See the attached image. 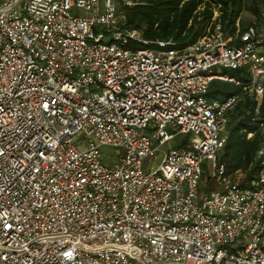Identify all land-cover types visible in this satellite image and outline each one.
Here are the masks:
<instances>
[{
	"label": "built area",
	"instance_id": "2783aa9c",
	"mask_svg": "<svg viewBox=\"0 0 264 264\" xmlns=\"http://www.w3.org/2000/svg\"><path fill=\"white\" fill-rule=\"evenodd\" d=\"M149 1L0 0V264H264V120L252 176L220 160L264 101V27L150 40L128 15ZM215 79L243 90L210 100Z\"/></svg>",
	"mask_w": 264,
	"mask_h": 264
},
{
	"label": "trees",
	"instance_id": "16d2710c",
	"mask_svg": "<svg viewBox=\"0 0 264 264\" xmlns=\"http://www.w3.org/2000/svg\"><path fill=\"white\" fill-rule=\"evenodd\" d=\"M263 5L264 0H150L147 4L131 8L128 15L130 28L142 29L146 39L173 37L186 45L198 40L209 27L213 30L215 22L223 25L228 37H234L239 41L240 35L250 27L244 23L240 24L243 13L249 8L257 16H261ZM216 14L218 15L214 19ZM263 18L264 16L262 19L259 17L256 27L263 23ZM242 71H233L231 75L242 77L240 75ZM242 78L249 81L247 77ZM242 90V87L234 83L215 79L211 82L208 97L210 100H224L233 94L241 93ZM242 107H246L248 111L241 112L236 118V124L228 136L220 160L226 164L229 174L243 170L252 176L255 169L251 170V165L255 161L261 123L264 120V101L258 107L256 101L247 98L239 106ZM247 115H255V120L247 125L239 124ZM250 133H253L252 137H249Z\"/></svg>",
	"mask_w": 264,
	"mask_h": 264
},
{
	"label": "rangeland",
	"instance_id": "374dc122",
	"mask_svg": "<svg viewBox=\"0 0 264 264\" xmlns=\"http://www.w3.org/2000/svg\"><path fill=\"white\" fill-rule=\"evenodd\" d=\"M264 7V5H263ZM262 17L264 16V8L262 9ZM261 16H257L253 10L251 9H247L243 15H242V19H241V23L240 24H246L247 27H251V26H255L256 24L259 23V17L260 19H262ZM264 19V18H263ZM260 26H263L264 27V21L263 23H261V25L257 26V27H260ZM226 72H228L229 74H232L233 71L231 70H227ZM248 111V109L246 107H242V108H239L234 112V115H230V118L228 120V123L225 124L224 128H223V132L225 133V135L229 136L234 125L236 124V118L239 117V115L241 114V112H245ZM88 139V136L85 135V133H81L79 135V138L76 140V144L82 149L85 147V140ZM178 142H170V144H168V146L165 147V149H168V148H172V147H175L177 146ZM101 151H102V154H103V162L106 164V165H114L116 162H117V157H116V148L115 147H112V146H104L101 148ZM155 156H150L149 158L146 159V162H145V170L146 171H149L150 170V167L151 165L153 164V162L155 161ZM203 169L205 171L204 173V176H203V179H202V183H201V187H202V184H205L207 183L209 180H211V185L213 186L214 185V188H215V185L217 183L216 179L214 178H211V175L213 174V168L211 166V161L210 160H207L206 163L204 164L203 166ZM245 173V172H244ZM247 176L248 174L245 173Z\"/></svg>",
	"mask_w": 264,
	"mask_h": 264
},
{
	"label": "water",
	"instance_id": "95a60500",
	"mask_svg": "<svg viewBox=\"0 0 264 264\" xmlns=\"http://www.w3.org/2000/svg\"><path fill=\"white\" fill-rule=\"evenodd\" d=\"M254 120H255V115H247L243 119L240 120L239 124L247 125Z\"/></svg>",
	"mask_w": 264,
	"mask_h": 264
}]
</instances>
